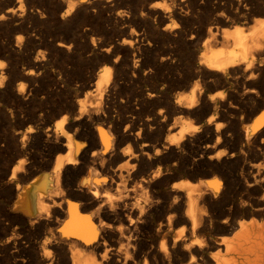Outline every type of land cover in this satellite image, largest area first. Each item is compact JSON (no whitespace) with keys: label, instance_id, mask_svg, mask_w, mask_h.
Masks as SVG:
<instances>
[{"label":"bare ground","instance_id":"obj_1","mask_svg":"<svg viewBox=\"0 0 264 264\" xmlns=\"http://www.w3.org/2000/svg\"><path fill=\"white\" fill-rule=\"evenodd\" d=\"M13 2L0 264H264V0H71L67 16L69 0ZM112 22L119 42L92 36Z\"/></svg>","mask_w":264,"mask_h":264},{"label":"clouds","instance_id":"obj_2","mask_svg":"<svg viewBox=\"0 0 264 264\" xmlns=\"http://www.w3.org/2000/svg\"><path fill=\"white\" fill-rule=\"evenodd\" d=\"M77 7V4L76 3H74V2H71V0H69V6H68V10L65 12V13H63V15L64 16H67V15H69L75 8ZM152 7H154V8H163L165 11H171V9L170 8H168L167 7V5L166 4H160V3H157V4H154V5H152ZM141 15H143V13H141ZM0 19H3V17L2 16H0ZM257 24L258 25H260V29H261V31H264V21H257ZM167 27H169V28H173V29H175V28H178L179 27V25L173 20L172 21V23L170 24V25H168ZM253 34H255V33H253ZM226 35H227V33H226ZM236 35H242V30L241 29H239V28H237L236 29ZM16 39L18 40V41H20V40H23V37L22 36H17L16 37ZM96 41L95 40H93V43H95ZM124 43H129L127 40H125L124 41ZM61 47H63V45H61ZM69 51H71V47H69ZM108 51H111V49H108ZM39 56L42 58L43 56H44V53L43 52H41L40 54H39ZM137 64H139V61H137L136 62ZM212 66H214V65H210V67H212ZM6 67V64L4 63V61H0V69H3V68H5ZM252 67V64L251 63H249L248 64V68H251ZM103 79H104V84H107L111 79H112V74H113V69L111 68V67H107V66H105L103 69ZM145 75H147V73H145ZM7 78L3 75V73L2 72H0V88H3L4 87V82H5V80H6ZM25 87H26V85L24 84V83H20L19 84V91L21 92V93H23L24 91H25ZM217 95L218 96H220L221 98H223V96H224V94L221 92V93H217ZM213 99H215V97H213ZM163 109H161L160 110V114L161 115H163ZM66 117V116H65ZM64 117V118H65ZM221 127H223V125H217V130H219ZM28 131H33V129L31 128V127H29L28 128ZM184 131H192V132H199L200 131V128H194V127H192V125H191V123H189L188 125H186V127H185V129H184ZM181 138H183V133H181ZM220 142V140H219V138L217 139V143H219ZM172 143H177V141H176V139L175 138H172ZM131 150V148H130V146H129V151ZM157 154H159V153H157ZM220 155H225V153L224 152H221L220 153ZM23 163V164H25L26 163V161L25 160H20L19 161V163ZM15 171L16 172H18V171H21V168H19V167H17L16 169H15ZM13 178H15V173H14V177ZM183 234V229L181 230V235ZM199 242V241H198ZM161 247L162 248H164V246H163V244L161 245ZM165 251H167V249H164ZM49 255H51L50 253H49ZM192 261L194 262L195 261V257H193L192 258Z\"/></svg>","mask_w":264,"mask_h":264},{"label":"rangeland","instance_id":"obj_3","mask_svg":"<svg viewBox=\"0 0 264 264\" xmlns=\"http://www.w3.org/2000/svg\"><path fill=\"white\" fill-rule=\"evenodd\" d=\"M25 1L26 0H18L17 3L16 2H13V3L8 4L6 8L15 9V10L16 9L17 10H25L26 11L27 10L26 9L27 6L24 3ZM9 5H10V7H9ZM46 6H48V5H46ZM50 7H53V4H51ZM112 23H107L106 24L107 25V30L106 31H104V32H95V33L92 34V36L94 35L93 37L99 38V39H101L103 41H106L107 43H109V42H119L120 39L122 38V37L119 36V32L121 31V29L123 30L126 27H122L123 25H121L119 23H113V24ZM53 30L57 31L56 29H53ZM112 34H114L113 37H112ZM115 38L118 39V40H116ZM85 59H87V57H85V55L83 56V59H80V60L77 59V58H73V61H72V64H71L72 71L77 72L79 68H84V67L89 66V61H87V60L85 61ZM4 128H5L4 123H0V134L3 133ZM198 178L199 179H204L202 177H198ZM179 179L180 180H190V181L196 180V179L190 178L188 175L187 176H183V177H177V178H176V176L171 175L170 178H169L170 181H168L169 186L172 185V184H176V182H178ZM170 182H171V184H170ZM4 205H5V202L3 201V199L0 198V223L1 222L2 223L5 222V216H4L5 215L4 214L5 212H4V208H3ZM0 227H1L0 228V233H2L4 231V227H2L1 224H0ZM215 230H217V227L215 228Z\"/></svg>","mask_w":264,"mask_h":264},{"label":"snow or ice","instance_id":"obj_4","mask_svg":"<svg viewBox=\"0 0 264 264\" xmlns=\"http://www.w3.org/2000/svg\"><path fill=\"white\" fill-rule=\"evenodd\" d=\"M101 84H102V85L104 84L103 70L101 71ZM185 99H188V97H182L181 100H178L177 102L180 103L182 100H185ZM67 119H68V117H65L64 120L60 121V123L57 125V128L62 130V129H63V126H64V122H65ZM29 132H31V131H29ZM23 165H24V164L21 162V163H19L18 167L21 168V170H22V166H23ZM193 224H195V220L193 221ZM197 243H199V242L197 241Z\"/></svg>","mask_w":264,"mask_h":264}]
</instances>
